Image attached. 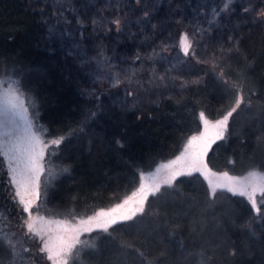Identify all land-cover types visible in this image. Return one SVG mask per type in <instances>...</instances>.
I'll list each match as a JSON object with an SVG mask.
<instances>
[{"label":"trees","instance_id":"1","mask_svg":"<svg viewBox=\"0 0 264 264\" xmlns=\"http://www.w3.org/2000/svg\"><path fill=\"white\" fill-rule=\"evenodd\" d=\"M34 2L0 0V75L21 80L24 91L37 99L38 124L45 127L46 138L72 133L58 151L45 155V167L56 178L49 181L46 194L42 183L40 212L74 217L124 199L137 186L141 170L174 154L197 130L201 111L219 116L233 98L210 63L199 64L201 84L178 86L159 101L138 108L114 104L107 88L81 94L65 70L64 58L40 45ZM125 3L131 7L123 8ZM170 3L171 8L169 2L161 3L159 12L189 11L198 2ZM120 4L121 14L128 12L130 21L135 19L134 10L140 14L131 0ZM257 5V10L264 6ZM152 24L161 27L157 21ZM239 37V52L223 61L227 78L237 81L243 73L247 86L260 95L253 98L251 110H240L230 121L227 140L212 146L206 161L213 172L264 168V115L259 107L264 103V29L256 26ZM7 179V166L0 158V230L14 233L21 250L13 258L0 242V264H51L46 254L37 255L39 240L26 236L21 228L26 213L4 192ZM208 192L204 176L182 177L177 191L150 198L148 214L142 219L117 227L111 236L102 234L98 251L86 250L70 264H141L124 244L151 253L150 259L159 258L158 264H264V216L254 214L245 197L219 190L213 202ZM157 211L160 218L154 215ZM233 247L238 249L235 258L228 255ZM23 248L30 251L24 253Z\"/></svg>","mask_w":264,"mask_h":264},{"label":"snow or ice","instance_id":"2","mask_svg":"<svg viewBox=\"0 0 264 264\" xmlns=\"http://www.w3.org/2000/svg\"><path fill=\"white\" fill-rule=\"evenodd\" d=\"M57 2L62 16L65 11L63 4L59 3V0ZM235 2L236 0H225L222 9H213V19L209 22L210 25L216 23L222 13L229 10ZM161 3L162 0H134L140 14L136 15L134 10L132 15L135 16V19L130 21L128 19L129 13L123 12V15H121V12L123 8L131 7V5L125 3L122 8L120 0H117L115 17L111 20H106L104 17L100 19L94 17L91 20L93 30L95 32L99 28L106 34L113 31L114 26L118 36L125 35L128 39L135 40L137 34H142L146 27L150 26L152 30L157 29V25L152 24L151 21L158 13ZM256 3L264 5V0H246V6L242 5L240 11L245 16H251L254 22H264V6L259 7L257 10ZM92 7H95V0H85V3L81 5V9L71 10L77 15V25L81 29L84 27V22L79 18V12L82 10L87 14V11ZM168 7L171 8V3ZM203 7L202 5L198 11L202 12ZM253 13L254 15H252ZM53 15L55 16L57 13L53 12ZM180 22L177 21V23ZM60 23L61 21H58L57 26ZM62 23L64 25L71 24L66 18ZM131 25L136 26V32L131 31ZM235 27H239V25ZM47 31V40L56 39L55 27H50ZM211 32V27L208 29L196 27L191 34L184 31L177 45L182 54L179 64L182 66L191 58L197 64L210 63L213 69H218L216 71L217 80L228 85L229 90L233 92V98L230 100L227 109L224 110L220 118L215 120H209L205 113L201 111L199 116L203 121V131L188 138L180 155L166 163L159 164L154 171L138 173L139 186L136 191L119 203L79 219L73 217L72 220H50L45 219L44 216L33 215L34 210L36 213L40 211L38 202L41 201L42 194L41 177L47 174V178L43 181L45 194L49 181L56 178L51 169L45 167V155L46 153L52 154V152L58 151L72 133L45 139L46 130L38 124L35 97L24 91L21 80L14 79L11 76L0 77V158H3V161L6 162L8 176L4 192L23 213L27 214L22 220L21 228L25 231L26 236L39 240L40 246L37 255L40 253L46 254V259L51 261L52 264H70L72 259L79 258L81 253L86 250L90 252L98 251L102 234L111 236L117 227L138 222L139 219L148 214L150 198L153 200L160 199L166 194L177 191V185L181 182V178L192 177L194 174H200L207 180L209 185L208 198L213 202L217 192L225 190L234 196L245 197L250 203L254 214L264 216V211H262L264 209V171L253 169L244 177H236L229 175L228 172H213L206 161L212 146L217 141L227 140L230 121L235 119L240 110H251L254 104L253 98L260 95L247 86V77L243 73L240 74L237 81L227 78L228 74L223 64L224 58L239 52L242 37L228 35L226 39L232 47H225L223 44L218 47H210L206 43L205 50L209 54L206 58L201 59L199 44L205 40L206 36L211 39ZM80 35L83 38L82 31ZM59 36L71 38L73 33L68 27H64L60 30ZM147 39L148 37H145V40ZM159 47L162 52H167L170 49V46L163 41ZM73 50L77 51L78 54V45ZM159 55L160 53L156 49H153L152 54L147 57L137 52L133 62L152 61ZM81 67H85V62L81 63ZM176 69V64L170 65L163 74L157 73L155 67L149 69L150 76L146 84L136 81L137 91H127L126 95L135 98L140 88H143L149 94L154 90H164L167 89L169 81L173 83L179 81L181 89L190 85H199L203 82L202 78L186 80L182 76L171 75ZM140 70L133 69L131 74L125 77L129 84L133 83V78ZM121 82L119 73L112 76L113 87L119 86ZM259 107L260 114L264 115V103H261ZM91 115L95 116L96 113L93 112ZM140 118L137 117V119ZM117 144L120 147L124 146L120 141H117ZM61 171H67V169ZM9 189L11 190L9 191ZM154 215L157 218L161 217L159 211ZM0 218H2V214H0ZM14 235V233L9 235L0 230V242L6 244L13 258L19 256L21 251L17 248L18 242L13 240ZM82 237L84 238L82 239ZM122 247L134 251L140 258L141 264H158L159 258L150 259L151 253L140 248H134L130 244H124ZM22 251L27 253L30 250L23 248ZM228 255L234 258L237 257L238 249L236 247L231 248Z\"/></svg>","mask_w":264,"mask_h":264},{"label":"rangeland","instance_id":"3","mask_svg":"<svg viewBox=\"0 0 264 264\" xmlns=\"http://www.w3.org/2000/svg\"><path fill=\"white\" fill-rule=\"evenodd\" d=\"M171 1L173 0H162V3H170ZM193 1L194 3L198 2L197 7L189 11H186L185 9L174 12L172 11L173 9H169L167 12L158 11L151 22L153 23L157 21L161 27H158L156 30L146 27L144 32L140 34V38L134 41L128 39L125 35L118 36L114 30V26L113 31L106 34L99 28H97L95 32L93 30L91 20L94 17L97 19L104 17L106 20H111L115 17V5L117 4V0H95V7L90 8L87 11V14L81 10L79 12V18L84 22V27L82 29L77 25V15L71 10L81 9V5L85 3V0H59V3L63 4V9L65 10L62 16L60 15V9L57 0H35L34 7L36 6V13L39 17L40 24L37 37L42 47L45 46L50 48L53 53L60 54L62 58H64L63 63L64 67H66L65 70L71 76V79H73L74 84L81 94L84 93L92 95L98 89L107 88L109 92L108 95L115 104L119 106L138 108L143 103L148 104L159 101L171 90H174L179 86V81L174 83L169 81L167 89L154 90L149 94L145 92L143 88H140L138 95H136L135 98L128 97L126 95L127 91H137L136 81L146 84L150 76V72L148 70L153 67L156 68L157 73L163 74L170 65L176 64L177 69L172 72L171 75L182 76L186 80L202 78L203 73L200 71L199 64L195 63V60H189L190 62L187 61V63L183 64L182 66L179 64L182 54L180 53L177 45L180 36L184 31H188L191 34L196 27H201L204 29L211 27V39H208L206 36L205 40L201 41L199 44V55L201 56V59H204L209 54L205 50L206 43L210 47H218L220 44H223L226 47V37L228 35H234L238 37L242 35V33H245L249 29L256 26L264 29V26L259 23V21L254 22L251 16H245L241 13L240 8L242 5L246 6V0H236V2L230 6L229 10L223 12L222 15L216 20V23L211 25L209 22L213 19L212 10L222 9L225 0ZM131 3L134 5V0H131ZM257 4L258 3H256V5ZM202 5L204 6L202 8L203 11L200 12L198 9H201ZM53 12H56L57 15L54 16ZM252 15H254V13ZM65 18L71 22L70 25H64L62 23ZM178 20L181 22L177 23ZM58 21H61L59 26H57ZM236 25H239V27H235ZM50 27L56 28V39H46L48 35L47 30ZM64 27H68L73 33L71 38L59 36L60 30ZM134 28L135 27L131 25V31L135 30ZM81 31L83 32V38H81L80 35ZM109 35L113 36L111 37V40H109ZM145 37H148V39L145 40ZM162 41L170 46L169 51H161L159 46ZM77 45L78 54L77 51L73 50ZM230 47H232V45ZM153 49H156V51L160 53V55L154 58V60H143L137 61L135 63L133 62V58L137 52H139L142 56L147 57L152 54ZM70 52L71 54H69ZM82 62H85V67L83 68L81 67ZM193 68L198 69V71H194ZM133 69L141 70L133 78V83L129 84L125 77L130 75ZM116 73H119L122 82L119 86L113 87L112 76ZM7 76L10 75H0V77ZM96 77L99 78L97 79ZM221 115L210 117L205 114L209 120L218 119ZM39 125L45 129L42 124ZM201 131H203V121L200 119V125L197 130L191 132L187 136L183 144L174 154L157 160L149 168L143 169L141 172L147 173L154 171L159 164L175 159V157L180 155V153L184 150V145L187 143L188 138ZM51 138L53 137H45V139ZM253 169L264 171V168L255 167L241 171L240 173H230L227 170H216V172H228L231 176L244 177L249 171ZM46 178V176L41 177L42 183ZM138 186L139 179L138 184L133 192L136 191ZM132 193H130L129 196ZM122 200L123 199L103 207H98L91 212L83 213L82 215L74 217L79 219L81 217L92 215L95 211L109 208ZM33 215L44 216L45 219L50 220H72L73 218L57 216L40 211L39 213H36L35 210L33 211Z\"/></svg>","mask_w":264,"mask_h":264},{"label":"bare ground","instance_id":"4","mask_svg":"<svg viewBox=\"0 0 264 264\" xmlns=\"http://www.w3.org/2000/svg\"><path fill=\"white\" fill-rule=\"evenodd\" d=\"M79 92V91H78ZM100 95V94H99ZM35 100H37V99H35ZM114 103V102H113ZM115 104V103H114ZM117 105V104H116ZM219 169V168H218ZM224 170V169H223ZM228 171V170H227ZM231 173V172H230Z\"/></svg>","mask_w":264,"mask_h":264}]
</instances>
